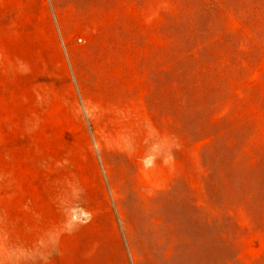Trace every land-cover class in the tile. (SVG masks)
Segmentation results:
<instances>
[{
    "label": "rangeland",
    "instance_id": "rangeland-1",
    "mask_svg": "<svg viewBox=\"0 0 264 264\" xmlns=\"http://www.w3.org/2000/svg\"><path fill=\"white\" fill-rule=\"evenodd\" d=\"M0 264H264V0H0Z\"/></svg>",
    "mask_w": 264,
    "mask_h": 264
}]
</instances>
